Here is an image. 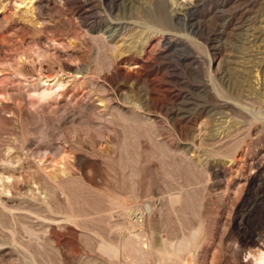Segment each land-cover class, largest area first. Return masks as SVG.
Segmentation results:
<instances>
[{
	"label": "rangeland",
	"instance_id": "rangeland-1",
	"mask_svg": "<svg viewBox=\"0 0 264 264\" xmlns=\"http://www.w3.org/2000/svg\"><path fill=\"white\" fill-rule=\"evenodd\" d=\"M0 174V264H256L264 0H0Z\"/></svg>",
	"mask_w": 264,
	"mask_h": 264
},
{
	"label": "bare ground",
	"instance_id": "bare-ground-1",
	"mask_svg": "<svg viewBox=\"0 0 264 264\" xmlns=\"http://www.w3.org/2000/svg\"><path fill=\"white\" fill-rule=\"evenodd\" d=\"M32 2V1H31ZM256 8V7H255ZM199 11V10H198ZM32 12V11H31ZM225 16V15H224ZM248 16V15H247ZM224 23V22H223ZM235 23V22H234ZM107 40V39H106ZM184 44V43H183ZM217 73V72H216ZM196 74V73H195ZM47 82V80H45ZM57 83V82H56ZM51 90V89H50ZM51 91H46V90H42V91H39L38 93L35 94V98L38 102H43L45 101L46 99H48V97L51 95ZM54 94V93H53ZM182 109V108H181ZM196 115V114H195ZM10 173V172H9ZM4 175V174H3ZM3 175L0 174V182L2 183V185H0V188L2 189L0 191V194H9L12 192V190L15 191V188L13 186V183L12 184H9V183H5V180L7 179H11L13 178L12 176L8 175L5 179L3 178ZM13 193V192H12ZM16 194V193H15ZM2 198V197H1ZM5 201V200H4ZM57 203V202H56ZM143 211V210H142ZM145 211V210H144ZM146 211L149 212L150 211V206L146 205ZM146 212V213H147ZM134 212H132L133 214ZM142 216H143V213H140ZM132 217V216H131ZM133 219V218H132ZM42 220V219H41ZM134 220V219H133ZM135 222H139L138 220H134ZM45 232V231H44ZM101 249V248H100ZM102 250L104 253H106L107 255L111 256L112 255V251L110 250V248L106 247V246H103L102 247ZM35 258V257H34ZM255 263L256 264H264V253L260 252L258 253L257 256H255Z\"/></svg>",
	"mask_w": 264,
	"mask_h": 264
},
{
	"label": "built area",
	"instance_id": "built-area-1",
	"mask_svg": "<svg viewBox=\"0 0 264 264\" xmlns=\"http://www.w3.org/2000/svg\"><path fill=\"white\" fill-rule=\"evenodd\" d=\"M130 216H132V218L134 219V220H138V221H140V223L142 222V220H143V217L144 216H142L141 214H140V212L138 213V212H134L133 214L130 212Z\"/></svg>",
	"mask_w": 264,
	"mask_h": 264
}]
</instances>
